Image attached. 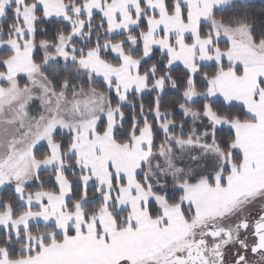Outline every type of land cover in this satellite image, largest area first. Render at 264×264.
<instances>
[{
  "label": "snow or ice",
  "instance_id": "6c2138e0",
  "mask_svg": "<svg viewBox=\"0 0 264 264\" xmlns=\"http://www.w3.org/2000/svg\"><path fill=\"white\" fill-rule=\"evenodd\" d=\"M0 0V264H264V7Z\"/></svg>",
  "mask_w": 264,
  "mask_h": 264
},
{
  "label": "trees",
  "instance_id": "16d2710c",
  "mask_svg": "<svg viewBox=\"0 0 264 264\" xmlns=\"http://www.w3.org/2000/svg\"><path fill=\"white\" fill-rule=\"evenodd\" d=\"M264 7V3L261 2H255V8L254 11L259 12L261 8Z\"/></svg>",
  "mask_w": 264,
  "mask_h": 264
},
{
  "label": "crops",
  "instance_id": "0c3cea01",
  "mask_svg": "<svg viewBox=\"0 0 264 264\" xmlns=\"http://www.w3.org/2000/svg\"><path fill=\"white\" fill-rule=\"evenodd\" d=\"M255 2H261V3H264V0H255Z\"/></svg>",
  "mask_w": 264,
  "mask_h": 264
}]
</instances>
